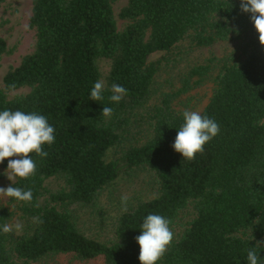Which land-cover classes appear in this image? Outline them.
Wrapping results in <instances>:
<instances>
[{
	"label": "trees",
	"instance_id": "1",
	"mask_svg": "<svg viewBox=\"0 0 264 264\" xmlns=\"http://www.w3.org/2000/svg\"><path fill=\"white\" fill-rule=\"evenodd\" d=\"M116 1L32 0L34 48L3 77L0 111L46 116L55 141L43 145L47 157L30 154L34 175L10 185L30 188L33 198L8 197L21 227L14 234L0 230V264H28L54 254L141 264L135 237L150 213L170 219L174 233L156 264H247L250 247L264 264V45L251 14L241 10V0H128L119 13L127 24L117 30ZM231 39L242 40L238 54L218 63L212 96L200 113L218 123L219 134L195 159H185L172 147L183 116L169 96L138 114L157 72L148 58L183 40L206 47ZM6 51L0 36V56ZM211 69L210 63L198 65L189 77L198 84ZM97 80L104 82L100 101L89 99ZM113 83L127 89L119 103L109 100ZM20 89L27 91L7 96ZM103 107L113 109L110 117L101 114ZM136 117L147 133L141 144L124 150L122 160L125 169L153 177L155 196L122 211L113 222V240L100 242L79 230L73 207L93 205L118 176L107 153ZM6 166L5 159L0 169ZM12 216L0 208V226Z\"/></svg>",
	"mask_w": 264,
	"mask_h": 264
},
{
	"label": "rangeland",
	"instance_id": "2",
	"mask_svg": "<svg viewBox=\"0 0 264 264\" xmlns=\"http://www.w3.org/2000/svg\"><path fill=\"white\" fill-rule=\"evenodd\" d=\"M128 0H118L113 3V14L117 30H122L127 21L120 18V10L125 7ZM32 10V0H4L0 4V36L5 40L7 51L0 56V88L3 89L2 79L11 69L19 65L23 56L30 53L35 44V31L30 28L29 20ZM242 40L218 41L210 46L199 47L190 40L178 42L170 52H155L149 56L148 61L157 64L150 95L138 114L144 112L145 107L156 104L159 100L169 96L171 107L179 113L184 109L202 112L212 96L214 90V77L217 73L218 63L221 59L232 60L238 54ZM211 60H213L211 62ZM210 63L211 71L195 84L197 77H189V71L198 66ZM100 69L105 74L107 65L100 62ZM186 82V87H185ZM186 88L185 91H182ZM20 89L6 92L8 97L26 92ZM135 123L123 134L119 142L107 153L108 161H115L119 167L118 176L107 185L98 195L95 203L89 206H74V220L79 230L87 237L100 242L113 240L112 226L117 216L125 211L121 206V196L127 194L130 199L127 209L133 207L138 201L152 199L155 196L157 185L147 171L127 170L124 168L122 155L125 149L132 145L141 144L147 133V125H141L138 117ZM17 157L5 158L8 160ZM7 166L1 168L0 187H8L13 182L4 174ZM0 208H6L13 213L8 222L13 226L14 234L20 229L17 205L10 202L8 197H0ZM191 211V210H188ZM28 264H103L101 258L91 261H82L71 254H54Z\"/></svg>",
	"mask_w": 264,
	"mask_h": 264
},
{
	"label": "clouds",
	"instance_id": "3",
	"mask_svg": "<svg viewBox=\"0 0 264 264\" xmlns=\"http://www.w3.org/2000/svg\"><path fill=\"white\" fill-rule=\"evenodd\" d=\"M240 8L243 12L250 13V20L258 32L259 42L264 45V0H241ZM104 82H94L89 99L94 101L103 100L102 92ZM112 95L109 100L119 103L127 89L122 85L113 83L111 85ZM113 113L111 107H103L101 114L110 117ZM183 123L179 126L173 149L182 154L185 159H195L197 153H203L204 145L219 134L218 123L208 116H202L197 111L184 109L182 112ZM55 129L49 124L46 116L36 112L25 113L20 110L5 109L0 111V163L5 158L18 157L8 160L5 175L10 181L17 177L27 179L36 172V162L32 159L31 153L44 158L48 153L44 151L43 145H51L55 141ZM175 169V168H174ZM0 197H11L19 201L31 202L32 190H24L20 187H0ZM130 197L127 194L121 196V206L127 210ZM35 222L42 223L39 218ZM170 219L159 214H148L140 225L141 234L135 237L140 246L138 259L141 264H156L164 255L168 245L172 242L174 233L170 228ZM21 225L16 224L19 229ZM3 233L13 231V226L4 224L0 226ZM260 243V242H258ZM247 264H260V256L255 247L247 250Z\"/></svg>",
	"mask_w": 264,
	"mask_h": 264
}]
</instances>
